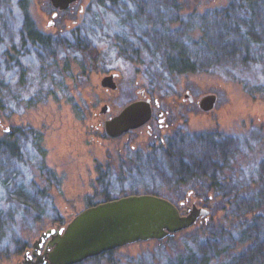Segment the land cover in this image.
Returning <instances> with one entry per match:
<instances>
[{
    "label": "rangeland",
    "instance_id": "374dc122",
    "mask_svg": "<svg viewBox=\"0 0 264 264\" xmlns=\"http://www.w3.org/2000/svg\"><path fill=\"white\" fill-rule=\"evenodd\" d=\"M246 1L77 0L53 18L49 0H0V133L10 131L17 148L0 154L8 181L7 187L0 182V205L13 216L0 232V264L21 263L42 231L64 227L106 197L129 194L164 195L181 210L194 203L209 215L183 233L128 244L85 264H177L190 254L192 264H237L252 244L259 256L240 264H264V209L250 210L245 199L227 201L264 174V1L254 0L251 9ZM25 17L53 40L27 46L19 67H5L1 58L21 40ZM77 28L87 34L78 40L85 54L68 40L67 59L65 40L54 36ZM247 32L251 42L260 40L251 43L254 54L243 59L241 50L224 60ZM160 44L166 52L182 46L194 73L170 74L156 52ZM111 73L117 74L115 91L99 84ZM206 94L217 96L210 111L197 105ZM142 98L169 108L168 127L150 136L144 126L107 137L103 122ZM105 104L110 109L101 113ZM150 146L157 161H136L135 152L143 150L144 157ZM225 159L227 181L209 188L205 180ZM180 165L190 179L183 185L175 182ZM19 181L36 187H27L42 206L35 219L7 200ZM257 189H248V197ZM205 224L204 230L216 229L203 239L196 230Z\"/></svg>",
    "mask_w": 264,
    "mask_h": 264
},
{
    "label": "water",
    "instance_id": "95a60500",
    "mask_svg": "<svg viewBox=\"0 0 264 264\" xmlns=\"http://www.w3.org/2000/svg\"><path fill=\"white\" fill-rule=\"evenodd\" d=\"M56 11L67 10L77 0H49ZM53 18L56 12L51 15ZM116 73L105 75L101 87L116 90ZM188 101L192 96L184 94ZM217 101L215 94H206L198 100L202 111L212 110ZM108 105L100 108L109 111ZM151 117L150 100H135L103 122L109 138L139 128ZM183 205V203H180ZM209 215L206 207L194 203L184 213L168 199L152 194H129L91 205L77 213L64 227L42 231L31 244L35 264H79L105 252L136 242L161 240L185 230ZM43 252L40 253V248ZM29 249L21 263H28Z\"/></svg>",
    "mask_w": 264,
    "mask_h": 264
},
{
    "label": "trees",
    "instance_id": "16d2710c",
    "mask_svg": "<svg viewBox=\"0 0 264 264\" xmlns=\"http://www.w3.org/2000/svg\"><path fill=\"white\" fill-rule=\"evenodd\" d=\"M264 1V0H262ZM246 5L249 9L252 8V6H255L254 0L253 1H246ZM79 29H72V30H66L64 34L62 35H56L54 36L55 40H65L62 45V48L64 49V55L65 57H69V53H70V44L68 42V40H74V43H76V50L78 51V53L80 55H82V57H84L85 52H83L81 49H79L78 47H80V45L78 44V40H84L82 37L83 36H87V34L85 35V33L82 31V34L80 36L79 34ZM23 35L21 36V40L18 41V43L12 45L10 47V51L5 52L4 51V57L1 58V64H3L5 67H7L8 65L10 66H17L19 67V56L25 53H28V47H32V48H36V46H48V42L49 40H53L51 39L50 36H46L43 33L41 34L33 25V22L28 18L25 17L24 21H23ZM249 32L246 33V38L247 40H243L244 43H235L236 47H232V50H228L229 51V55L225 54V58L224 60H227L226 58H228V60H231L233 58V56L235 57V52L237 51H241L246 53V56L243 57V59H247V55L249 53V55L254 54V50L252 49V44L253 42H251V34H248ZM260 42L256 41L254 42V44L257 45V43ZM120 44V43H119ZM164 47H167L164 44H160L157 49L156 52L159 55H163L164 57V61H165V65L167 67V70L170 74H176V75H182V74H193L194 73V64L193 62L188 59V57H186V55L184 54L183 50H182V46L180 47H176L174 46H170V50H172V52L170 53L169 50L168 52H166L167 50L163 49ZM251 47V48H250ZM258 47V46H257ZM168 48V49H169ZM232 51V52H231ZM258 55V54H256ZM260 58V57H259ZM68 59V58H67ZM82 69V67H81ZM82 71V70H81ZM82 72H79V75H81ZM2 79V78H0ZM1 81V80H0ZM214 134V133H212ZM11 135H10V131H4L2 133H0V154L1 152H8V153H12L15 154L16 153V147L14 145V143L11 141L10 139ZM204 141L208 142V139ZM160 148H162L161 146L163 145L162 142H160L159 144ZM156 148H154L153 146L151 147V152L152 153H147L149 155H146L144 157L141 156V158L138 161H143V162H150V161H157V152L155 150ZM158 150V149H157ZM165 156L166 159H170L171 155L169 153L168 150L165 151ZM221 153V152H219ZM224 154V153H223ZM153 157V159H152ZM224 164L221 165L220 167L216 168L215 171L207 178V180H205L208 183L209 188L217 185V182L220 184H224L225 181H227L226 179L228 177H226V175H224V173H226V168H228V164L226 163V159L224 160ZM242 163H240L241 165ZM237 165L239 166V164L237 163ZM177 166V165H176ZM184 168L182 165L179 166L177 173V178L175 180V182H177L178 184H185L187 183L190 179L187 178L185 175L183 176V172ZM4 174L2 171V168L0 166V182L3 186L7 187L8 186V181L4 178ZM197 177V176H196ZM254 183V184H253ZM251 185H246L247 187H242V188H238L236 191H234V193L229 197H227V201L228 203H230V201H235L238 199H245L248 202L249 208L251 209H264V174L262 176H259V178H256L254 180V182L249 183ZM258 184V186H257ZM12 187L15 188V192H11L9 194V196H7V200L8 202L12 203V204H16V206L18 207V209L23 212L24 214L27 213L25 216H32L33 219H35V217L37 218L39 216V212H37V210L39 208H41L42 206L40 205V203H36L32 197H35L38 193L34 192V190H31L30 194H29V188L27 187H34L33 186H25V184L21 181L17 182V183H13ZM36 189V187H34ZM254 189V188H258L251 196L248 197L247 194V190L248 189ZM159 195V194H156ZM160 196V195H159ZM162 197H165L164 195H161ZM167 198V197H166ZM112 198H108L106 197L104 199V201L106 200H110ZM206 202L209 201V199H205ZM23 204H21V203ZM8 208V209H7ZM10 209L9 207H1L0 205V232L2 231V233H4L3 231L6 229L7 227V222H11L13 221V216L12 214L9 212ZM39 211V210H38ZM247 215V214H246ZM241 217V215H239ZM238 216V217H239ZM206 226L203 225L201 227H198L196 231H200L199 234H202V238L204 239L207 235H212L215 232L216 228L213 227H208L206 230H204L203 228ZM183 233V231H181ZM5 237V234L1 235V239ZM6 239V238H5ZM247 240V239H246ZM10 244L14 243V238H10L9 239ZM253 245V244H252ZM252 245L247 248L244 249V251H242L239 256V260H242L241 262L237 263H244V262H248V261H252L255 260L256 257L259 256V252L255 253V250H251ZM252 253L250 254L249 252ZM112 251L109 252H105L99 256L93 257V258H89L85 261H83L82 263L79 264H85L89 261L92 260H96L99 257L103 256V255H108L110 254ZM242 258V259H241ZM194 260V257L192 254H190L189 256H186V259H184L183 257H180L177 261V264H184L186 261L188 262V264H192ZM260 261H264V257L263 259H260ZM264 263V262H263ZM199 264H207L205 262H200Z\"/></svg>",
    "mask_w": 264,
    "mask_h": 264
},
{
    "label": "flooded vegetation",
    "instance_id": "af4514ba",
    "mask_svg": "<svg viewBox=\"0 0 264 264\" xmlns=\"http://www.w3.org/2000/svg\"><path fill=\"white\" fill-rule=\"evenodd\" d=\"M54 12H56V15H57V13L60 12V11H56L54 9ZM142 99L150 100L149 98H142ZM150 104H151V117H150V119L144 125H142L141 127L133 129V130H130L128 132L136 131V130H138V129H140V128L145 126V128H147L148 136H150L155 129H158V130H162L163 129L164 130V129H166L168 127V124L166 123V117H167L168 113L170 112L169 108L168 109L167 108L159 109L158 105L154 104V102H152V100H150ZM128 132H126V133H128ZM126 133H124V134H126ZM159 142L163 143V138ZM150 148H151V146H150ZM140 152H143V150H138V152H135L136 154L133 155V156H135L136 159L135 158L134 159L136 161H138L141 158V156H140L141 153ZM183 204H185V203H183ZM186 209L185 210H181L179 208L180 212H182V213H184L186 211ZM27 249H29L28 255L26 257V261L28 263H19V264H35L36 257L33 254L32 249L29 248V247ZM25 250H24V252H25ZM42 252H43V247L40 248V253H42Z\"/></svg>",
    "mask_w": 264,
    "mask_h": 264
}]
</instances>
